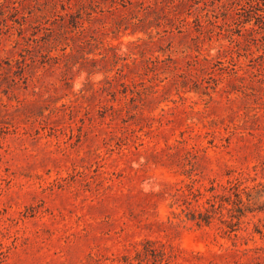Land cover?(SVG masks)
Here are the masks:
<instances>
[{"label": "rangeland", "instance_id": "obj_1", "mask_svg": "<svg viewBox=\"0 0 264 264\" xmlns=\"http://www.w3.org/2000/svg\"><path fill=\"white\" fill-rule=\"evenodd\" d=\"M0 264H264V0H0Z\"/></svg>", "mask_w": 264, "mask_h": 264}, {"label": "trees", "instance_id": "obj_2", "mask_svg": "<svg viewBox=\"0 0 264 264\" xmlns=\"http://www.w3.org/2000/svg\"><path fill=\"white\" fill-rule=\"evenodd\" d=\"M239 202H241V200H239ZM238 210L241 211V214H242L243 208L241 206H239Z\"/></svg>", "mask_w": 264, "mask_h": 264}]
</instances>
